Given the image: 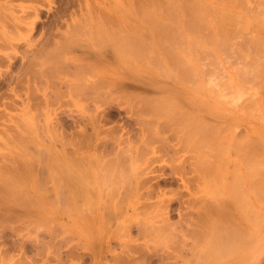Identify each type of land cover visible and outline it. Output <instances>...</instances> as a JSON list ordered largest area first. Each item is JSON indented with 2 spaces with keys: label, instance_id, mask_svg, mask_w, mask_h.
<instances>
[{
  "label": "bare ground",
  "instance_id": "1",
  "mask_svg": "<svg viewBox=\"0 0 264 264\" xmlns=\"http://www.w3.org/2000/svg\"><path fill=\"white\" fill-rule=\"evenodd\" d=\"M246 2L247 0H108L106 5H102V12L104 11L103 14L105 15H101L100 13L101 17H99L94 13V16H96L93 18V22L95 23L93 25L96 28V36H92L95 33L90 32L92 34H88L84 40L87 42L86 46L88 47H91V37L96 38L101 46L108 45L116 54V57L114 53L112 55L115 57L114 64L117 65L116 67L113 68L112 64L107 66L101 61L96 63V65H91V58H84L73 53L67 54L69 50L67 46H70V44L72 46L73 43L74 37H72L73 39H70L71 42H68L70 41L69 38L67 42L65 39V41L62 39L64 42L57 43L53 48L44 47V49H38L39 51L34 55V58L30 59L27 55H24L26 59L24 63L22 62L19 70L18 68L16 69L18 72L13 70L16 73H12L13 71L11 72L10 70L1 72L0 82L7 83L12 93L14 90H17L15 88L19 87L18 85L15 87V83H23L19 82L22 81L20 80L22 79L20 78L21 75L24 74L25 77L28 75V77L25 78L26 81L24 80L25 85L23 86L22 84L27 100L20 109V118L14 121L13 127L7 128L6 139L1 143L3 146H0V222L4 217H6L5 220L9 217L10 219L13 217L18 220L14 216H19L20 218L22 214L21 223L28 225L33 220L26 217L31 214V211L36 214L34 212L36 211L38 218L36 217L34 221H36L35 224L38 227L42 226L46 219H56L65 213L71 216L70 218L73 222L76 221L75 223H77L72 229H76L91 239V249L98 256L101 252L110 250L108 242L111 239H123L126 241L131 239L132 235H130V231L134 227L136 233L144 237L156 234L160 235L161 232L166 231L170 227L172 229L171 222L173 221L170 222L171 219L169 220L170 216L168 215L173 200H176L180 204L186 202L187 205H199L197 219L191 216L190 220L191 223L199 227V231L203 235V244L196 246V249L194 248L195 251H200L202 262L205 260V262L209 261V264H211L213 261H216L219 264V258L222 253L223 255L226 253L229 256L233 251V253L238 255L242 247H246L245 245H247V223L250 220L252 221L253 218L250 216L251 219L248 221L250 214L247 211L250 208L253 209L255 204L257 206L258 202H264V179L259 176L262 174L260 170L264 166V163L262 162V166L260 160L256 162L252 158L250 151L247 152V141L233 140L234 136L227 130H223L220 122L223 121L225 123L228 116L230 122L240 120L236 119L238 116L236 117L233 113H230L231 108L227 105L225 107H217V102L212 99L216 105L210 103L206 96L203 95L202 90L206 86H210L208 85L209 81L203 77V69L200 64L206 56L201 54V51L204 52L205 50L206 53L208 50V52H211H209L210 55L213 52L229 51V45L231 44L232 51L239 52L245 46L239 41H230L229 39V26L233 27V31H235L238 28L237 26H239V21L245 23L243 25V27L245 26L243 28L245 35L251 33V37H249L251 41L247 43L248 45L251 44L253 47H256L258 43L262 42V40L258 42V39L260 40L258 34L260 32V34L264 35V25L262 24L264 21L261 17L259 25L258 21L255 22V13L257 15L260 11L248 14L250 13L249 7L244 8V3ZM247 14L250 17L249 19L247 18ZM23 17L15 16L13 24H16V27L21 26L24 20ZM25 22L27 21L25 20ZM108 23H112V25H108ZM76 24L79 27V23L76 22ZM89 25L91 26V21H89ZM247 25H249L248 30ZM255 25L258 26L257 34H254L257 28ZM204 29L207 30L205 36L202 34V31L204 33ZM259 29L260 31L258 32ZM77 30L80 31L81 28H75L76 32ZM84 31L87 32V30ZM81 32H78L80 36ZM73 33H75L74 30ZM13 39L14 37L11 35L0 34L2 48H11L15 52L14 47L17 44H14ZM95 42L94 40L93 44ZM207 43L211 47H208ZM233 44H237V46L235 47ZM81 45L80 43L79 46ZM106 47L103 48V52ZM98 48L101 47L95 45L96 51ZM222 52L220 54H223ZM226 53L227 56L228 52L226 51ZM248 54L249 52L244 53L247 59L250 58ZM5 55L6 57H12L10 52L0 53V56L4 57ZM201 55H203V59L201 57L202 61L199 64V57ZM223 55L225 58V53ZM208 57L206 58L208 59ZM213 57L215 58V56H210L209 59ZM247 59H243L244 64L247 63ZM9 63L10 67L12 61L10 62L9 60ZM129 67L135 70L136 73L142 72L148 76H167L174 83L173 89L164 88L165 90L163 91L161 89L160 94H156L157 96L151 95L152 92L150 95L149 93H145V95L148 94L146 97L152 98L150 99L151 101L149 100L150 103L147 102L148 100H145L144 94L142 96V94L138 95L136 92L139 97H142L139 99L135 93L133 95L128 91L129 94L131 93L130 97L128 96L129 99L133 96V102H140V104L132 103V105H129V112L131 115L133 113L138 114L139 118H134L137 120L138 125H141L139 126L140 132H137V142H132L131 135L129 137L131 141H128L129 138L127 139V136H123L126 139L119 136L120 140L116 138L118 141V145H116L119 147L117 149L114 148L116 151L112 152L113 154L110 152L111 149L109 152H98L103 150H99V148L105 146L107 142L108 144L110 142L113 143L110 135L114 133L113 136L117 137V131H115L112 134L110 132V135H108L111 140L105 134L107 138L105 137L106 140L103 138V141L108 140L106 143L98 142L94 143L93 146L90 145L94 151H77L75 154L71 150V154L68 152L70 155L52 149L50 145H47L49 142L46 144L43 136L47 118H44L43 122L39 123V119L36 120L34 112L29 107V99L34 98L35 93V90L34 92L31 90L33 86L36 89L41 87L42 93L45 96L44 84L49 83L53 86L58 80H62L61 83L65 82L63 85H67L69 95L71 93V96H73L72 101L78 100L77 102H79L80 98L78 97L89 99L95 91H97L96 94L101 95V89L99 88L104 86L102 82L105 80L106 82L104 83L106 84L104 88L107 87L105 90L107 93L105 94L106 96L112 94L117 86L115 89H110L111 83L122 76V69L128 70ZM242 72L244 75L243 70H238L235 67L232 76L228 77L229 79L226 77V82L222 81L224 88L220 83V87L225 89L223 93H230L231 91L235 94L239 87L238 79L236 78H239ZM206 81L208 84L205 86ZM31 85L33 86L31 87ZM212 86L214 89V84ZM20 87L18 90H21ZM54 87H56L54 91L59 89L57 91V93L59 92L58 95L61 92L66 93L65 90H60V87L58 88L57 85ZM211 88H208L210 93L216 92L217 89L213 90ZM117 89H120L119 86ZM105 91H102V94ZM174 91L180 97L176 96ZM204 91L206 92L207 90ZM120 92L122 91L120 90ZM221 93L219 91V93H213V95L217 96L216 94H218L219 96ZM125 94L127 95V93L124 92V97ZM231 95L233 94L231 93ZM74 96L78 97L75 99ZM121 97L120 99H123ZM93 98L94 102H96L95 99H103ZM113 98L116 99L115 96ZM217 98L215 99L217 100ZM226 98L224 102L228 103L229 99ZM106 100L107 103H110L109 105L113 103V100H110L112 102L108 101L109 98H106ZM125 100L127 101V99ZM47 101L48 99L45 98V102ZM120 101L117 103H120ZM129 102H131V99ZM4 104L6 103L3 102ZM205 110L208 113H212L210 114L212 116L204 113ZM224 110H227V112L218 116V112H223ZM226 114L227 118H224ZM222 119H225V121ZM134 122L136 123V121ZM229 124H232V122ZM0 132L2 133V131ZM50 134L52 135V133ZM138 134L140 135L138 136ZM167 135L172 139L175 137L177 142L170 144V139H168L170 137ZM90 136L93 137V135ZM115 136L112 138L114 139ZM154 137H159L157 139H160L157 140L159 142V145L157 144L158 148L156 146L149 149L154 142L151 138L155 139ZM85 141L88 140L86 139ZM126 142L129 143L126 147L125 145L120 146V144H125ZM176 144L182 146L186 151L192 150V156L195 154V162L186 163V159L183 158L175 162L176 157L174 153L176 150L173 146ZM108 147L107 145V149ZM113 147L115 146L113 145ZM157 150L166 156L164 160H167L165 163H169H167L169 171L168 173L163 172L166 175L161 173L162 177L154 182L152 181V177L150 178L148 175V167L160 160L159 154H152ZM249 163L252 170L251 175L250 172L247 173ZM191 164H193V167ZM190 165L192 168L191 176L186 174V169ZM253 171H257L258 173H254ZM262 171L264 173V170ZM45 172L47 173L46 176H44ZM173 174L179 176L186 193H189V189L192 188L193 183H196L199 194L195 197L190 195V198L181 200L180 197L185 192L184 190L179 191L175 189L178 192H173L169 190L170 188L163 190L161 188L162 183H171V176ZM45 180L51 183L53 189L54 194L52 196L50 195L51 192H48L50 197L47 196L50 186L46 185L48 189L46 188L45 190L47 191H44V187H46L44 185ZM169 191L171 194H167ZM90 192L91 197L89 196ZM78 198L81 199V205L74 203ZM151 199L161 202L160 206L165 208L148 211L147 208L151 204H154ZM90 200L91 202H89ZM187 205L186 207H188ZM136 211H143L145 214L149 212V214L137 223V221H132L133 218L131 217L132 213ZM88 213L91 216L90 219ZM247 213L249 214L248 216ZM183 214H186V212ZM254 217L257 219L256 215ZM184 218L182 216V220ZM255 218L254 220H256ZM15 219L11 221H16ZM114 219H117L116 225L114 228H110L108 222ZM187 220L189 219L187 218ZM190 220L188 221L189 224ZM8 221H4L6 222V224L4 223L5 226L1 224L2 221L0 227L3 226V228L0 229H5L6 225L9 228ZM179 223L182 224L183 222L180 221ZM250 223H254V221ZM24 226L20 227L23 228ZM20 227L17 229L18 227L13 226L12 230H20ZM158 235L157 238L159 237ZM220 249L223 250L222 253L217 251ZM3 255L2 259L6 258ZM4 262L8 264L6 261Z\"/></svg>",
  "mask_w": 264,
  "mask_h": 264
},
{
  "label": "rangeland",
  "instance_id": "2",
  "mask_svg": "<svg viewBox=\"0 0 264 264\" xmlns=\"http://www.w3.org/2000/svg\"><path fill=\"white\" fill-rule=\"evenodd\" d=\"M261 1L264 2V0H247L246 3L248 4V6L246 3H244V5L246 6V7L244 6V8L249 7L248 10L250 11V13L248 14H252L253 12L255 13L256 11L263 12V13L259 12L260 15L259 14L256 15L255 13L256 18L255 16L254 18H255V22L258 21L257 22L258 25H259V20H261V17H262V20L264 21V3ZM107 2L108 0H0V34H6V35L13 36L14 37L13 42L14 44H17L18 46V47L16 46L17 48L14 47L15 48L14 50L16 51L13 52L11 48H8V49L6 47H5L6 49L4 47L2 48V44H0V48H1L0 53L10 52V54H12L11 55L12 57H6V55L4 57L0 56L1 58L0 59V73L5 72L7 70L8 71L10 70L11 72L13 70L18 72L19 68L21 67L22 62L24 63L26 59L24 55H27V57L30 59L34 58V55L37 53V51H39L38 49H41V48L44 49V47L49 48V49L53 48L56 46L57 43H61V42L63 43L65 40L67 42L68 41L67 39L68 38L69 40L73 39L72 37H74L73 43H72V46L71 44L70 46H67L69 47L67 54L73 53V54L79 55L84 58H91V65H96V63L101 61L103 62V64H106L107 66L112 64L113 68L116 67L117 65L114 64L116 54L112 51V49L108 45L101 46L97 42L96 38L91 37V41H92L91 47H88L86 46L87 42H85L84 40V38L88 34H90V32H94L95 34H93L92 36L94 35L96 36V32H95L96 28H95V25H93L95 24L93 22V18H95L96 15L101 17L100 13L101 15H105L103 14L104 11L102 12L103 10L102 5L104 4L106 5ZM94 13L96 14L95 16H94ZM248 14H247V18L249 19L250 17ZM15 16L16 17L20 16L21 18L25 16L23 17L24 20L22 21L23 23L21 26L16 27V24L15 25L13 24L15 22L14 21ZM25 20L27 22H25ZM103 20L105 19L103 18ZM89 21H91V26L89 25ZM76 22L79 23L78 24L79 27H77ZM110 24L112 25V23ZM110 24L108 23V25ZM238 24L239 26H237L238 28H236L235 31H233L234 29L233 27L229 26L230 29H229L228 34L230 36L229 37L230 41L236 40L245 45L244 47H242V49L239 52H233L232 51L233 48L231 44L229 45L230 48L228 46L229 51L224 50V52L222 51H219L217 53L213 52L212 53L213 55L212 54L210 55L211 52L209 51L210 52L209 53L208 50L206 52L207 54L205 53V50L204 52L201 51V54H204V56L205 55L206 56L204 57V59H203V55L199 57L200 58L199 64L201 63L203 59L202 63L200 64L201 68L203 69L202 74H203V77L207 81H209V84L206 81L205 86L207 84L210 86V87L206 86L204 88V90H207L206 92L208 94L204 90H202V92H203V95L206 96V98L208 99L210 103H213V101L217 102V105L215 102L213 103L217 107L218 106L225 107V105H227L229 108H231L230 113H233L236 117L238 116L237 118L236 117L235 118L240 121L234 120V118L230 116V118L231 119L233 118L232 120L234 121H231L232 124H229L231 122H230V119H228L229 116L227 118V114H228L227 113L226 116L224 117V118H227L226 121L225 119H222L225 121V123L221 120L222 122H220V125H222L224 131L227 130L234 136L233 140H238L241 142L247 141V152L250 151L252 158H254L256 162L260 160L261 163L260 162L259 163L263 166L262 162L264 163V88H263L264 82L262 81H264V77L262 76H264V35L260 34L259 32L260 29H259L258 35L260 37L258 38H260V40L258 39V42H260L261 40L262 42L258 43L256 47L255 46L253 47L251 44L248 45L247 43H250L251 41L249 39V37H251L250 36L251 33L246 34L247 35L246 36L244 33L245 31L243 30V28L245 27V26L243 27V25L245 23L239 21ZM262 24L264 25V22ZM248 26L249 25H247V30L249 28ZM256 27H257L255 31L256 33L254 34H257L258 26ZM75 28L76 29L81 28L80 30L82 31L81 36L79 35L80 33H78L80 31L77 30L76 32ZM73 30L77 35L73 33ZM84 30H87V32ZM205 32H207V30L204 29V33L202 31V34H204V36L206 34ZM62 39L63 40L65 39V40L63 41ZM94 40L96 42L93 44ZM68 42H71V40ZM0 43H2L1 40H0ZM80 43L82 44L81 46H79ZM75 44L77 45L75 46ZM237 44H233V45L236 47ZM95 45L96 46L98 45L99 47H101L102 49L98 48L97 51L104 53L105 55L97 52L95 49ZM82 46H83V49H82ZM207 46L211 47V45L208 43H207ZM84 47L85 49L86 48L87 49L85 50ZM104 47L106 48L104 49V52H103ZM78 49L80 50L78 51ZM89 49H91L92 51ZM226 51L228 52V55H227L228 57L226 56L227 54ZM220 52H222L223 54L225 53V58L226 57L227 58L225 59L224 55L220 54ZM247 52H249L248 57H250L248 59L244 55V53H247ZM113 53L115 54V57L112 56ZM208 56L209 57L215 56V58L213 57L212 59H209ZM206 57H208V59ZM93 58H95L96 60ZM8 59L10 60V62L12 61L10 67H9L10 63ZM243 59H247L246 64L243 63L244 61ZM223 60H226V61H223ZM249 60L251 61V63ZM202 64L203 66L205 64L204 66L205 68L202 66ZM234 66L238 70H243L244 75L242 72L241 74L243 76L240 75L239 78H236L238 79L237 81L239 83V87L236 90L235 94L231 92L230 90H229L230 93L229 92L223 93L225 89H223L224 87H223L222 81L224 80L226 82L227 81L226 77L228 78L232 76V72H234V68H235ZM17 68L18 70H16ZM70 69H72V67H70ZM14 71L12 73H16ZM27 74H28V71H27ZM22 76L24 77V79ZM27 77L28 75H26L25 77L24 74H22L20 77L22 78L20 79L22 81H19V82H23L22 83L23 86L25 85L24 82L26 81L25 78ZM61 81L62 80L60 81L58 80L57 81L58 83L57 82L55 83V85H57L58 88L60 87V90L63 89V91L64 90L66 91V93L60 91L61 95L60 94L58 95L59 92L57 93L59 89L58 90L56 89L55 90L56 92L54 91V89L56 88V87L53 88V86H55L54 84L53 86L50 85L49 83H46L43 85L45 93H46L45 96L42 93L41 87L36 89V87L31 85V87L33 86L31 90H33L32 92H34L35 90V93L33 96L34 98L29 99V102H30L29 107H30V110L34 112V116L36 120L39 119V123L43 122L44 118H47L45 121L46 135L44 133V136H43V139L44 141H46V144L49 142V144L47 145H50L52 149H56L59 152H63V153L69 152L70 154L71 152L73 153L75 152L76 154L77 151L78 152L80 151L91 152V150H93L92 146L94 143H98V142L103 143L104 142L103 140L104 139L106 140L108 135H110V132L112 134V132H115V131H117V135H118L117 137L114 135L115 140L112 138L114 137L113 136L114 133L110 135L112 140L109 138L110 136L108 137L113 143L109 141L110 142L109 143L110 145H109L107 142L108 140L105 141L104 143L107 142V144L105 146H101L99 150L100 149H103V150H100L98 152H101V151L109 152V150L111 149L110 152L114 153L116 151L115 149L119 147L117 146L118 145L117 140H120L119 136L120 137L127 136L126 138L128 139L131 135L132 137L130 138L133 139L132 142L133 141L137 142L138 140L137 132L138 131L140 132L139 126L141 125H138L137 120H135V118H139L138 114L133 113L131 115V113L129 112V105H132V103L134 104L135 102H133L134 99L132 100L133 96L130 98L131 102H129L130 99L128 98V96L130 97L131 93L132 94L135 93V95H137L136 92L138 93V95L142 94V96L143 94L145 95V93H149L150 95V93L152 92L151 95L155 96L156 94L158 95L160 94L161 89L163 91L165 90L164 88H170V89L174 88L173 80L167 76H163V75L148 76L147 74L142 73V72L136 73L135 70L129 67L128 70L122 69V76L120 78H118L117 80H114L112 83L110 82L112 85L110 89H115L116 86L117 88L119 86L120 88L119 90L117 88L115 89V91L117 90L118 92L117 91L115 92L113 90L112 94H109L106 96L105 93L107 92L105 90L107 87L104 88L106 84L104 83L106 82L105 80L102 82L104 86L103 87L101 86V88H99L101 89L102 96L96 94L97 91L94 90L95 93L94 92H93L94 94L91 93L93 95V96L91 95V98L87 99L86 97L77 96L78 98H80V101L77 102L78 100L75 101L77 97L74 96L75 102H73L72 101L73 96H71L72 95L71 93L69 95L67 85L66 86L63 85L65 84V82H63L62 84ZM212 82H214L213 83L214 89H217L218 92L217 90L216 92H211V93L209 92V89L213 85L211 84ZM225 82L223 83L225 84ZM220 83L222 84L223 88L220 87L221 86ZM22 84L15 83V87H17L16 85H18L19 87L21 85L20 87L21 90L20 89L18 90L19 88L18 87V88H15L17 89L16 91L14 90L15 92L12 90L13 91L12 93L7 83L2 82V81L0 82V115L2 114L1 115L2 117L0 116V131L4 133L2 135V133L0 132V146H3V144L1 143H3V141L6 139L5 135L7 134L6 131H8L7 128L13 127L14 121L20 118L19 116L20 109L22 108L23 104L27 100L24 94L25 90ZM219 87L221 88V90ZM211 89H213V86ZM120 90L122 92H120ZM226 90L228 91V89ZM102 91H105L103 92L104 95L102 94ZM123 91L127 93V95L125 94V97H124ZM128 91H130L131 93L129 94ZM219 91L220 93L222 92L223 94L221 93L219 96L218 94H216L218 96L217 98V96L213 95V93L214 94L219 93ZM174 93L176 96H179V94L176 93L175 91ZM231 93L233 95H231ZM105 96L107 99L109 98L108 100L109 102H112L110 100H113V103H111V105H109L110 103H107ZM114 96L116 97V99L113 98ZM121 96L123 97V99H120ZM146 96H148V94H146L145 97ZM221 96H222L223 101H221L222 100ZM224 96L225 98L227 97L229 101L232 100L230 102L228 101V103H230L229 105L226 101L224 102V99H225ZM93 97L103 98V99H95L96 102H94ZM45 98L48 99L47 102H45ZM104 98L106 101L104 100ZM140 98L142 97L140 96L139 99ZM215 98H217V100ZM125 99H127V101ZM150 99L152 98L151 97L145 98L146 101L148 100L147 101L148 103H150L149 102ZM119 100H121L120 103H117ZM3 102H5L6 104L3 105ZM135 104H140V102H136ZM224 112H227V110H224L223 112L219 111L218 116ZM204 113H207V115L209 114V116H212L210 115L212 113L210 112L208 113L207 110H205ZM4 114L5 116H3ZM11 116H13L12 117L13 119L11 118ZM131 118L133 121L131 120ZM92 120L95 122H93ZM134 121H136L137 124ZM49 126H50V130H49ZM114 129H117V130H114ZM50 133L54 135L52 136ZM105 134L107 135V137L105 136ZM90 135H93V137H91ZM139 135L140 134H138V136ZM54 136H55V139H54ZM63 137L65 141L63 140ZM130 138L128 141H131ZM154 138L155 139L151 138V140L152 141L154 140L155 143L153 142L149 149L153 147L155 148L156 146L158 148L159 142L157 140H160V139H157L159 137L157 138L154 137ZM86 139L88 141H85ZM168 139H170L169 140L170 144H175V142H177L175 140V137L174 139H172L171 137ZM111 144H113L115 147H113V145ZM128 144L129 143L126 142L125 144L124 143L120 144V146L125 145L126 147ZM107 145L109 146L108 149H107ZM65 148H66V151H65ZM173 148L176 150V152L174 153V156L176 157L175 162H177L179 159H182V158L186 159V163L195 162V159H194L195 154L192 156V152H193L192 150L186 151L179 144H176L175 146H173ZM154 153L160 155L159 157L160 160L152 163L148 167V170H149L148 175L150 176V178L152 177V181L155 182L157 179L159 180V178L162 177L161 173L162 174H165L166 172L168 173L169 170L167 168L168 162L165 163L167 160H164L166 156L163 155L161 151L158 152V150L156 152H153L152 154ZM230 155L233 156V154L231 153ZM250 163L248 165L249 170H247V173L250 172V175H251L252 170L250 169ZM191 165L193 167V164ZM191 165L190 167H187L186 169V174L189 176L192 175ZM195 165H197V163H195ZM263 167H261L262 169L261 170L259 169V170H260V173L264 175L262 171L264 170ZM150 168H152L153 171ZM253 172L258 173L257 171H253ZM46 174L47 173L45 172L44 176H46ZM262 174L261 175L257 174V175H259L260 178L264 179V176ZM171 180H172L171 183H167V184L162 183L161 188L163 190H166V189L168 190L170 188L169 190L173 192L177 191L175 189H178L179 191L184 190L185 192L180 197L181 200H186V198H190L191 196L195 197L199 194V189L196 187V183H193L192 188L189 189V193H186V190L182 187L181 180L179 179V176L177 174H173L171 176ZM44 185L50 186L51 190L50 189L48 191L45 190L46 188L48 189V186H46L44 187V191H47L48 197H50V195L52 196L54 193H53L51 183L48 180L47 181L45 180ZM48 192H51L50 195ZM90 194L91 192L89 193V196L91 197ZM167 194H171L170 191ZM80 200L81 199L78 198L76 199V202L74 203L77 205L79 204L81 205ZM151 201H153L154 204H151V206L147 208L148 211L149 210L151 211L153 209L156 210L158 208H165V207H161L160 206L161 202H157L156 199H151ZM254 201L255 203H257L256 200ZM86 202H88V200H86ZM89 202H91V200ZM172 203L173 204L170 206V212L168 215L170 216L169 220L171 219L170 222L173 221L171 222L172 229L170 227L166 231L161 232L160 235L156 234V235H150V236L144 237L143 235L137 234L136 229H134L135 228L134 227L130 231L131 232L130 235H132L131 239H128V241L123 240V239L122 240L111 239V241L108 242L110 245L109 246L110 250L101 252L98 256L91 249V239L87 236H84L83 234L78 232L76 229H75L76 231L73 230L72 227H75L77 223H75L76 221L73 222L70 218L71 216L65 213L61 214L56 219L55 218H52V220L46 219L45 223H43L44 225L42 224V226L40 225L38 227H37V224H35L36 221H34L36 220V217H37L36 211H34L36 214H34L33 211H31V214H29V216L26 217L27 219L30 218V220H33V221L29 220L32 224L29 223L28 225H25V223H21L22 214L20 215V218L19 216L18 217L14 216L18 218V220L13 217L11 219L10 217L9 218L7 217L8 218L7 220H9L8 225H9L10 230H8L9 228L7 225L5 229L3 230L0 229L1 231L0 232V263L5 264L4 261H6L8 264H209V261L205 262L204 260V262H202L201 253L199 250L195 251L196 246H200L203 244V241H202L203 235L201 231H199V227L191 223L190 218L193 217L194 219H197V210L199 209V205L198 204L187 205L186 202H184L183 204H180L176 200H173ZM262 203L264 204V202H261V203L258 202L257 206L255 204L254 206L255 208L254 207L253 209L250 208V210L248 209L247 211L250 214L249 215L247 213V216L249 215L248 221L252 217L253 218H252V221L250 220L249 223H247V241H246L247 245H245L246 247H242L241 252L238 255L233 253L232 251V253L229 256L226 253H224L223 255L222 253L223 250L221 249L217 250L223 255L222 256L220 254L221 256L219 258L220 260L219 264H264V216H263L264 215V205ZM186 205L188 207H186ZM184 212H186V214H183ZM148 214L149 212L145 214V212L143 211L133 212L131 216L133 218L132 221H137L138 223L139 220H143L144 217ZM88 215L90 216L89 213ZM181 215L185 217L184 220L186 221L182 220ZM255 215L257 219L254 217ZM90 218L91 216L89 217V219ZM187 218L190 220V224ZM254 218L257 220V222L256 220H254ZM5 219L6 217H4V219L1 220V222L3 221L2 223L0 222L2 225H4V223L6 224V222L4 221H7V220ZM13 219H15L16 221H11ZM180 221L183 222L182 223L183 225L179 223ZM253 221L254 223H250ZM116 222H117V219H114L108 222L109 227L114 228L116 225ZM13 226L16 228L18 227L17 229H19L20 226L21 227L24 226V227L23 228L20 227V230H17L15 228L16 230L13 231L12 230ZM0 228H3V226ZM157 235L159 236L158 238H157ZM160 237L161 238L163 237V238L161 239ZM241 243H242V240H241ZM4 248L5 250H3ZM2 255L3 257H6V258H3L4 261H2L3 260ZM211 264H217V263L216 261H213Z\"/></svg>",
  "mask_w": 264,
  "mask_h": 264
}]
</instances>
